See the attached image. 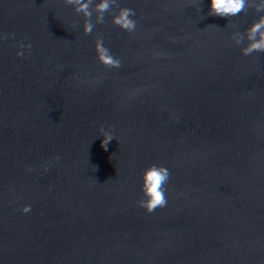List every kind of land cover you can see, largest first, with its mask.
I'll list each match as a JSON object with an SVG mask.
<instances>
[{
    "label": "water",
    "instance_id": "1",
    "mask_svg": "<svg viewBox=\"0 0 264 264\" xmlns=\"http://www.w3.org/2000/svg\"><path fill=\"white\" fill-rule=\"evenodd\" d=\"M113 7L134 9L132 33L105 14L85 35L65 0H0V264H264V53L231 39L259 13ZM97 36L119 68L95 61ZM153 164L167 203L147 213Z\"/></svg>",
    "mask_w": 264,
    "mask_h": 264
},
{
    "label": "clouds",
    "instance_id": "2",
    "mask_svg": "<svg viewBox=\"0 0 264 264\" xmlns=\"http://www.w3.org/2000/svg\"><path fill=\"white\" fill-rule=\"evenodd\" d=\"M207 2L208 15L219 17H233L244 12L248 7H253L259 15L242 32L232 34L231 39L234 44L240 45L239 52L242 56H248L254 52L264 53V0H207ZM65 3L71 5L73 11L80 15L79 30L85 35L92 33L95 25L105 22V14H108L111 24L128 33H132L137 26L134 9L114 8L113 5L117 3V0H65ZM7 35L11 37L13 34ZM4 38V34L0 36V39ZM30 47L31 45L27 43L17 44L18 49L27 50ZM92 51L95 61L104 68L115 69L121 66L120 58L113 55L100 36L93 40ZM15 54L22 56L24 52L18 50ZM98 131L102 137L100 146L106 150L108 142L116 137L103 127H100ZM169 177L170 171L164 166L153 164L145 167L139 177L141 198L136 201L137 206L147 213L153 212L158 207H164L167 203L164 185ZM30 209L31 205L25 204L18 211L27 213Z\"/></svg>",
    "mask_w": 264,
    "mask_h": 264
}]
</instances>
